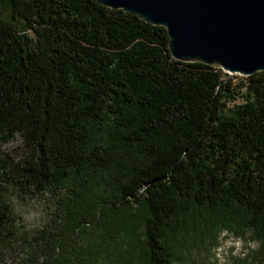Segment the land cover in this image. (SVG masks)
Returning <instances> with one entry per match:
<instances>
[{
    "label": "trees",
    "instance_id": "1",
    "mask_svg": "<svg viewBox=\"0 0 264 264\" xmlns=\"http://www.w3.org/2000/svg\"><path fill=\"white\" fill-rule=\"evenodd\" d=\"M3 3L0 148L30 151L0 149V264L12 189L54 198L23 264H214L224 232L264 264V72L179 62L164 27L97 0Z\"/></svg>",
    "mask_w": 264,
    "mask_h": 264
},
{
    "label": "water",
    "instance_id": "2",
    "mask_svg": "<svg viewBox=\"0 0 264 264\" xmlns=\"http://www.w3.org/2000/svg\"><path fill=\"white\" fill-rule=\"evenodd\" d=\"M169 35L182 63H203L228 75L264 72V0H97Z\"/></svg>",
    "mask_w": 264,
    "mask_h": 264
},
{
    "label": "rangeland",
    "instance_id": "3",
    "mask_svg": "<svg viewBox=\"0 0 264 264\" xmlns=\"http://www.w3.org/2000/svg\"><path fill=\"white\" fill-rule=\"evenodd\" d=\"M11 10L7 4L0 0V18L9 21ZM1 152L8 154L16 162H19L29 147L22 137H17L9 143L2 144ZM8 202L12 205L17 218V237L13 241L12 247L5 253L1 264H23L29 249L27 239L42 230L53 219L55 211L54 198L50 191L34 194L24 193L18 189H12L7 195ZM250 236V235H248ZM220 246L213 252L216 256L214 264H261L260 243L257 240L246 242L238 239L230 233H222L219 237ZM229 241L231 243L229 244ZM236 241H240L239 247ZM255 245L253 247L252 245ZM212 258V254H209Z\"/></svg>",
    "mask_w": 264,
    "mask_h": 264
},
{
    "label": "clouds",
    "instance_id": "4",
    "mask_svg": "<svg viewBox=\"0 0 264 264\" xmlns=\"http://www.w3.org/2000/svg\"><path fill=\"white\" fill-rule=\"evenodd\" d=\"M231 243V241H229V244ZM236 245H237V247H239V245H240V241H236ZM253 247H255V245L253 244L252 245Z\"/></svg>",
    "mask_w": 264,
    "mask_h": 264
},
{
    "label": "bare ground",
    "instance_id": "5",
    "mask_svg": "<svg viewBox=\"0 0 264 264\" xmlns=\"http://www.w3.org/2000/svg\"><path fill=\"white\" fill-rule=\"evenodd\" d=\"M236 76V75H235Z\"/></svg>",
    "mask_w": 264,
    "mask_h": 264
}]
</instances>
